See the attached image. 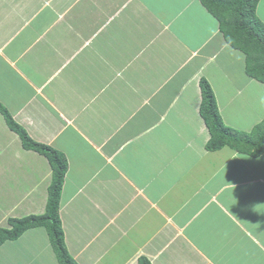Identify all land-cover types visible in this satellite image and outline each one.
I'll use <instances>...</instances> for the list:
<instances>
[{
    "label": "crops",
    "instance_id": "crops-1",
    "mask_svg": "<svg viewBox=\"0 0 264 264\" xmlns=\"http://www.w3.org/2000/svg\"><path fill=\"white\" fill-rule=\"evenodd\" d=\"M203 78L226 126L263 121L264 84L200 0H0V103L67 157L79 264H264V154L207 150ZM51 180L0 113V227L44 213ZM38 230L0 264H37L21 248Z\"/></svg>",
    "mask_w": 264,
    "mask_h": 264
},
{
    "label": "trees",
    "instance_id": "trees-1",
    "mask_svg": "<svg viewBox=\"0 0 264 264\" xmlns=\"http://www.w3.org/2000/svg\"><path fill=\"white\" fill-rule=\"evenodd\" d=\"M200 1L219 22L220 31L226 42L245 54L247 75L264 84V23L257 15L261 0ZM200 87L203 97L201 115L211 135L206 146L207 150L212 152L230 147L237 152L252 156L264 154V119L251 133L230 128L223 122L210 83L203 78ZM0 113L9 128L19 136L23 147L44 155L52 168L46 212L23 218H10L9 228L0 227V247L7 241L18 240L28 230L46 227L59 264H79L67 246L60 210L63 184L69 169L67 157L54 147L36 141L1 103ZM139 264L152 263L147 258H140Z\"/></svg>",
    "mask_w": 264,
    "mask_h": 264
},
{
    "label": "rangeland",
    "instance_id": "rangeland-1",
    "mask_svg": "<svg viewBox=\"0 0 264 264\" xmlns=\"http://www.w3.org/2000/svg\"><path fill=\"white\" fill-rule=\"evenodd\" d=\"M257 15L260 17V19L264 23V0H262L260 2V4L258 5ZM6 105H8L9 108L7 106L6 107L9 109V111L11 113H12V111H14V107L16 106L14 103H8ZM238 131H240V130H238ZM241 132H244V131H241ZM244 133H246V132H244ZM21 192H23L22 189L19 190V195L21 194ZM47 204H48V200H47ZM46 209H47V205H46ZM45 212H46V210H45ZM44 213L37 211L35 214L40 215V214H44ZM62 223H63V221H62ZM69 225L72 226L73 222L67 223V228ZM62 227H63V229H65L64 224H62ZM37 230H38L37 232H32V236L30 235L31 233L29 232L28 233L29 236L25 237L27 247H22L21 253H22V250L25 248L26 252L30 256H33V259L35 261H39V262H36L37 264H42L41 252H43L44 255H46V257L48 258V260H50V262L52 264H59V261L57 260L56 254L54 256L52 253H50V249H49V252H45L42 249V248L48 249L50 246L52 247L51 241H50V236H49L50 234H49L48 229L46 227H37ZM64 234L66 237V230H64ZM49 244H50V246H49ZM52 252H54L53 247H52ZM21 253H20V255H21ZM2 254H3V252H0V256H2ZM20 255H19V257H20ZM14 257H15V253L12 251V254L10 255V258L12 259L11 263L12 264H19L21 261L17 260V258L14 259ZM55 259H56V261H55Z\"/></svg>",
    "mask_w": 264,
    "mask_h": 264
}]
</instances>
